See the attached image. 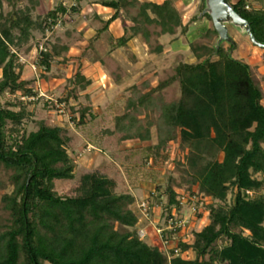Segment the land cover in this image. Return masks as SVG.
<instances>
[{"label":"trees","instance_id":"16d2710c","mask_svg":"<svg viewBox=\"0 0 264 264\" xmlns=\"http://www.w3.org/2000/svg\"><path fill=\"white\" fill-rule=\"evenodd\" d=\"M82 1L75 0L70 8L61 1L35 18L40 0H0V96L20 99L18 103H0V173L2 169L11 172L13 185V191L1 199L9 219L0 230V264H264V93L251 66L234 57L236 42L225 45L214 28L204 36L218 37L215 46L192 45L196 63H179L172 77L148 92L133 85L124 113L108 131L124 140L148 143L155 160L175 141L186 152L190 189L197 187L198 194L217 202L207 206L209 222L194 234L193 244H179L181 251L190 250L195 258L169 259L141 239L140 217L133 210L135 196L117 193L116 182L100 171L87 172L73 196L61 197L55 192V181L73 180L77 165L68 152L66 128L39 121L38 129L27 133L26 122L33 117L28 106L33 102L26 104L21 99L39 94L31 88L32 81L22 79L25 64L20 53L24 49L30 52L35 32L55 35L69 12L81 11ZM198 1L199 12L191 22L207 18L214 27L208 0ZM228 2L249 22L264 50V0ZM96 3L114 14L89 40L90 46L124 11L137 7L139 0ZM139 9L132 18V35L113 39V50L127 47L138 35L149 40L150 26L158 27L160 36H176L179 29L184 35L188 33L173 0H146ZM68 52L56 38L50 48L39 53L41 73L51 72L53 61ZM176 81L180 86L178 100L168 103L157 96ZM71 84L69 95L60 102L75 114L70 98L77 100V90L85 92L92 81L79 68ZM90 112L89 107H82L78 121L74 116L71 119L83 126ZM173 183L170 178L151 195L167 218L174 209L180 212L183 208ZM229 194H233L232 203H228Z\"/></svg>","mask_w":264,"mask_h":264},{"label":"rangeland","instance_id":"374dc122","mask_svg":"<svg viewBox=\"0 0 264 264\" xmlns=\"http://www.w3.org/2000/svg\"><path fill=\"white\" fill-rule=\"evenodd\" d=\"M61 1L67 8L75 4V0H40L34 17L44 16L55 9ZM98 1L83 0L80 3L81 11L77 14L69 12L56 28L55 35L51 32L45 35L35 32L34 40L30 43V52H25V49L21 51L20 59L25 64L22 79L32 81L31 88L39 94L33 99H21L24 103L33 102L28 106V111L33 117L31 121L26 122V130L27 133L36 131L39 121H44L49 126L66 128L68 152L77 168L73 180L55 181V192L61 197L73 196L87 172L92 170L102 172L116 182L117 193L129 192L135 196L136 204L133 210L140 217L138 229L146 231L147 236L144 240L148 244L163 251L158 229L164 227L168 214L163 211L162 206L156 205L152 200L154 196L151 195L155 192L156 186H166L172 178L180 198L189 201L190 198L195 197L196 214L192 213L187 204L182 208V215L189 218L190 222L186 235L188 237H193L208 224L207 206L217 202L198 194L197 187L190 189L188 183L190 176L185 165L186 152L179 148L177 141L169 144L155 160L148 149V143L124 140L120 134L110 135L108 131L114 129L116 117L124 113L130 88L133 85H138L144 93L148 92L160 82L172 77L179 63L197 62L192 45L198 48L213 47L218 37L204 36L209 29L214 28L207 18L191 22L199 12L198 0H173L183 17L184 24L188 25L186 35L179 29L176 36H160L158 34L160 29L150 26L149 40L138 35L127 47L113 50V39L125 34L127 37L132 35L130 30V27L134 25L132 18L138 15L140 5L146 1L139 0L137 7L124 11L121 18L115 21L107 31L101 33L99 39L90 46L89 40L114 14L112 9L97 4ZM151 1L162 3L164 0ZM226 26L230 39L225 40V45L236 42L237 49L233 53L234 57L251 66L254 79L264 93V50L251 43L245 29L231 22H226ZM56 38L61 39L62 44L69 48V52L53 61L51 72L42 74L38 66L39 53L42 49L50 48ZM199 51L202 52L201 49ZM79 68L92 81V85L85 92L78 89L77 100L75 97L70 98L69 104L75 109V114H72L68 106L60 100L69 95L72 88L71 80ZM157 96L168 103L178 100L180 98L179 82L176 81ZM17 97L0 96V103L4 105L8 102L18 103L20 99L19 96ZM82 107H89L91 112L87 116L86 124L77 126ZM19 109V107H13V110ZM73 116L77 118L76 122L71 119ZM156 116L154 114L153 119ZM142 120L147 122L145 115L142 116ZM152 144H157L155 127L152 128ZM10 176L11 172L1 170L0 230L9 219V213L4 209L1 199L5 194L13 191ZM192 192L194 195H191ZM233 198V194H229L228 203H232ZM166 200V197L163 198L164 203ZM143 201L151 204L149 219L141 216L139 204ZM194 201L192 200V203H196ZM176 244L177 240L173 241L172 245ZM189 258L194 259L195 254L191 252Z\"/></svg>","mask_w":264,"mask_h":264},{"label":"built area","instance_id":"2783aa9c","mask_svg":"<svg viewBox=\"0 0 264 264\" xmlns=\"http://www.w3.org/2000/svg\"><path fill=\"white\" fill-rule=\"evenodd\" d=\"M42 50H45V49H42ZM30 99H33V98H30ZM263 193H264V190H263ZM247 194L249 196H253L252 192H247ZM180 199L182 202V206L187 204L190 206V210L192 211L193 214L197 213V202L194 201L195 197L190 198L189 201L184 200V198H180ZM192 200L196 203H192ZM200 205L202 206L203 202L200 203ZM139 210L141 212V216H143L146 219H149L151 206L148 201L141 202L139 204ZM174 210L175 211L174 213L172 212L171 217L166 218L164 227L158 229V235L160 236L161 243L163 244V252L168 256L169 259H172L173 257H181L185 260H190L189 256L192 251L189 250V251L183 252L179 248L180 243L191 245L194 242V235L193 237L186 236L187 232L189 231V227H190L189 218H185L182 215L183 210H181L180 212H178L176 209ZM138 235L141 239H145V237L147 236V233L144 229H138ZM176 240H177V244L172 245L173 241H176Z\"/></svg>","mask_w":264,"mask_h":264},{"label":"water","instance_id":"95a60500","mask_svg":"<svg viewBox=\"0 0 264 264\" xmlns=\"http://www.w3.org/2000/svg\"><path fill=\"white\" fill-rule=\"evenodd\" d=\"M209 11L213 20L214 29L219 33L220 37L227 40L230 36L226 22H231L237 27L245 29L251 43L259 48V45L251 31V26L248 21L243 19L229 4L228 0H208Z\"/></svg>","mask_w":264,"mask_h":264}]
</instances>
